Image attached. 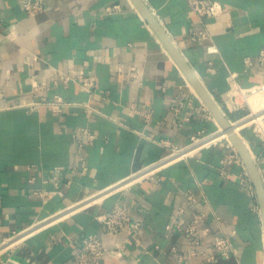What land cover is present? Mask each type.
<instances>
[{
  "label": "crops",
  "instance_id": "crops-1",
  "mask_svg": "<svg viewBox=\"0 0 264 264\" xmlns=\"http://www.w3.org/2000/svg\"><path fill=\"white\" fill-rule=\"evenodd\" d=\"M144 1L223 107L230 73L244 87L264 82V63L257 62L264 48V0H219L223 13L209 26L218 50L213 54L206 41L188 42L197 20L187 0ZM116 4L121 9L108 13ZM0 17V242L25 235L0 247V264H67L88 234H99L108 246L122 240L123 235L103 233L95 218L116 203L143 222L139 245L127 247L119 259L108 252L100 264H264L260 205L254 210L239 166L228 165L221 176L224 141L167 164L155 179L133 180L168 153L161 141L185 146L197 132L215 131L216 123L194 111L201 98L183 86L185 75L130 0H45L34 16L19 0H0ZM246 57L253 61L247 69ZM132 66L138 68L134 79ZM56 72L90 74L96 94L77 83L35 90L32 74L51 84ZM55 93L91 109L76 104L54 114L47 104L33 110L24 105ZM243 128L247 147L264 155V143ZM80 130L94 137L86 148L85 171L72 136ZM56 166L65 168L58 173V189L49 181ZM258 167L264 183V162ZM35 190L44 196H35ZM187 190L198 202L185 198ZM201 211L198 247L216 253L213 240L223 230L236 257L214 263L192 257L196 246L189 236L166 230L172 220L185 224Z\"/></svg>",
  "mask_w": 264,
  "mask_h": 264
},
{
  "label": "built area",
  "instance_id": "built-area-1",
  "mask_svg": "<svg viewBox=\"0 0 264 264\" xmlns=\"http://www.w3.org/2000/svg\"><path fill=\"white\" fill-rule=\"evenodd\" d=\"M190 8L194 12L197 20V27L188 35V42L190 44H197L200 42H207L206 51L209 54L217 53V47L214 44L213 37L210 33L209 26L212 20H215L223 13V8L219 0H187ZM20 7L27 12L29 15L34 16L43 11L45 6V0H19ZM121 6L119 4L110 6L107 8L108 13L120 10ZM2 27V19L0 17V28ZM259 64L264 63V48L260 50L259 56L257 58ZM245 68H249L253 65V61L250 58H244ZM138 75V68L136 66L131 67L130 77L131 79L136 78ZM183 76V75H182ZM30 80L35 90H40L42 92H47L58 84H62L67 87L70 83L79 84L81 90L89 95L96 94L94 88V79L90 74L81 72L75 75L66 74L63 72H56L53 74V79L51 84H47L44 80L40 79L37 74H32ZM229 88L225 94L223 101L224 114L226 115L235 113L240 110H247V113L238 119H230L228 121L231 123H236L245 119L248 120V124L245 128L251 129L253 136L264 143V104L257 110H254L249 105V100L252 97L260 96L264 98V82L259 84H254L252 86L244 87L237 81V76L235 73H230L229 77ZM183 86L192 89V86L188 79L183 76ZM40 104H47L51 107L54 114H60L67 106L81 104L85 109H91L88 103H76L64 99L61 95L55 93L51 98L42 94L39 100L31 101L25 103L24 105L30 109H36ZM177 111V107L172 108ZM195 112H202L205 118H213L212 113L207 108L203 101H200V105L193 108ZM216 130L210 133H206L204 130L197 132L196 134L190 136V141L185 146H177L169 140H163L160 143L163 144L167 149L168 153L153 164H149L143 167L141 170L133 174V180H138L141 178L155 179V174L161 168L170 164L176 160L184 159L189 156H193L195 152L203 147H210L222 142V138L216 140H211L220 129V125L215 120ZM73 139L77 148V159L79 160L82 170H87L86 164V148L93 141L94 137L91 134L84 133L82 130L80 132L73 133ZM244 138V137H243ZM224 143L228 151L222 156L219 164V171L221 176H226L228 170L226 167L230 164H235L241 169L239 175L240 181L246 186L252 200H254V210L259 211L258 198L255 190L253 181L246 169V166L235 149L229 138H224ZM252 158L258 167L259 162H264V155L256 156L248 147ZM176 156L175 159H171ZM79 166V165H78ZM74 166L72 169H75ZM27 169H31L27 167ZM65 168L63 166H56L51 170L49 176V181L54 185L56 189L62 184L58 176V173L62 172ZM259 169V167H258ZM33 179L32 177L30 180ZM68 181L63 185H67ZM35 196L42 197L44 192L42 190H35L32 192ZM185 198L192 202H198L196 196L191 190H187L185 193ZM179 214H182V210H179ZM205 212L201 211L197 216L193 217L190 221L182 224L180 220L174 219L166 225V230H180L184 231L189 238L194 242L195 248L190 250V256H202L207 262H217L219 259H228L231 257H236L237 249L234 246L230 235L226 234L223 230L214 237L213 247L216 253L206 252L200 249L198 246L200 244V229L199 224L204 219ZM96 220L100 223L103 233L117 236L123 235V239L120 241L113 242L111 245H107L106 242L97 233H91L83 237L80 246L77 247L73 257L69 260L67 264H100L104 259H106L107 253L109 252L113 258L119 259L123 256V252L129 246L139 245L137 239V234L143 226V222L133 216L130 209L126 206L116 203L110 209L97 214ZM218 219V218H216ZM26 233V232H24ZM234 233V232H233ZM20 233L16 234V237H12L9 241L12 243L0 242V247L8 248L14 245V242L22 240L24 236L19 237ZM28 234V233H27ZM156 248H158L156 246ZM145 252L148 253L146 248H143Z\"/></svg>",
  "mask_w": 264,
  "mask_h": 264
},
{
  "label": "water",
  "instance_id": "water-1",
  "mask_svg": "<svg viewBox=\"0 0 264 264\" xmlns=\"http://www.w3.org/2000/svg\"><path fill=\"white\" fill-rule=\"evenodd\" d=\"M130 2L142 16L144 21L148 23L152 31L158 36L172 59L176 62L182 73L190 82L191 86L194 88L201 100L210 110L218 124L223 128L224 131L230 130L228 138L241 156L255 186L264 225V183L259 173L258 167L256 166L251 154L249 153L250 151L246 149L240 138L232 131L233 129H231L228 118L220 108L219 104L214 99L212 94H210V92L206 89L204 84L199 80L197 74L189 65L184 55L170 38L166 30L162 27L159 20L154 16L146 2L144 0H130Z\"/></svg>",
  "mask_w": 264,
  "mask_h": 264
},
{
  "label": "bare ground",
  "instance_id": "bare-ground-1",
  "mask_svg": "<svg viewBox=\"0 0 264 264\" xmlns=\"http://www.w3.org/2000/svg\"><path fill=\"white\" fill-rule=\"evenodd\" d=\"M258 98H260V99H258ZM255 99H258L260 102H257L256 104H254V103H252ZM262 101V102H261ZM262 104H264V98L263 97H260V96H255V97H252L250 100H249V105L254 109V110H257L259 107H260V105L262 106ZM248 120L249 119H245V120H242V121H239V122H236V123H231V122H229V124L231 125V129H233L232 131L238 136V132H239V130L241 129V128H243V126H244V128L247 126V124H248ZM244 128H243V130H244ZM229 132H230V130H223V128L222 127H220V129H219V131L213 136V137H211V140H216V139H218V138H220V137H222V136H225V137H227L228 138V136H229ZM225 137H222V138H225ZM239 137V136H238ZM242 139V138H241ZM242 142H243V145L246 147V149L249 151V149H248V147H247V144H246V142H245V140H243L242 139ZM250 153V152H249ZM176 158V156H174L173 158H171V159H175ZM81 205H83V204H80L79 206H81ZM40 227V226H39ZM3 249V248H2ZM4 250V249H3Z\"/></svg>",
  "mask_w": 264,
  "mask_h": 264
},
{
  "label": "rangeland",
  "instance_id": "rangeland-1",
  "mask_svg": "<svg viewBox=\"0 0 264 264\" xmlns=\"http://www.w3.org/2000/svg\"><path fill=\"white\" fill-rule=\"evenodd\" d=\"M258 99H260V98H258ZM261 100V99H260ZM217 101V100H216ZM217 103L219 104V106L221 107V109L224 111V107L222 106V104L219 102V101H217ZM227 116H228V118H230V119H232V117H231V115L230 114H226ZM244 130H247V128H244ZM242 134V137H244V133H243V131L242 132H240V130H239V132L237 133V134ZM222 141H224L225 139L224 138H222L221 139ZM244 140L246 141V139H245V137H244ZM246 143H247V141H246ZM82 204H85L84 202L82 203ZM11 243V242H10Z\"/></svg>",
  "mask_w": 264,
  "mask_h": 264
},
{
  "label": "trees",
  "instance_id": "trees-1",
  "mask_svg": "<svg viewBox=\"0 0 264 264\" xmlns=\"http://www.w3.org/2000/svg\"><path fill=\"white\" fill-rule=\"evenodd\" d=\"M247 113V110L243 111V112H238V113H231V117L232 119H238L240 117H242L243 115H245Z\"/></svg>",
  "mask_w": 264,
  "mask_h": 264
}]
</instances>
